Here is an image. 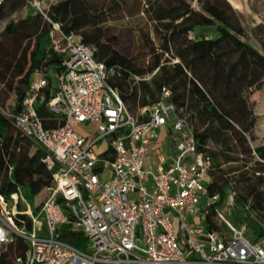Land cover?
I'll use <instances>...</instances> for the list:
<instances>
[{"label":"built area","instance_id":"built-area-1","mask_svg":"<svg viewBox=\"0 0 264 264\" xmlns=\"http://www.w3.org/2000/svg\"><path fill=\"white\" fill-rule=\"evenodd\" d=\"M53 2L26 5L51 22V42L65 51L60 70L51 71L50 79L35 76L19 108L14 99L0 107L16 130L46 151L53 181L40 206L22 212L30 229L15 222L17 194L9 200L0 196V264H264V239H252L244 225L227 218L232 194L216 209L219 229L205 223L207 207L218 200L207 189L212 158L198 149L186 116L169 101L170 90L163 87L159 101L131 113L109 83L114 69L95 59L79 33L64 32L49 19ZM155 72L133 76L132 85ZM49 80L56 90L48 108L63 123L46 129L36 104L44 100ZM169 120L175 153L168 166L160 155L154 166L146 158ZM82 124L93 126L90 134L77 130ZM103 139L108 143L99 154L94 146ZM76 235L84 239L82 248L67 240ZM15 238L27 244L23 257L9 251Z\"/></svg>","mask_w":264,"mask_h":264},{"label":"trees","instance_id":"trees-1","mask_svg":"<svg viewBox=\"0 0 264 264\" xmlns=\"http://www.w3.org/2000/svg\"><path fill=\"white\" fill-rule=\"evenodd\" d=\"M160 1L154 15L160 50H151L144 67L113 46L116 37H107L101 25L103 11L85 0H55L47 16L64 32L79 33L82 41L94 49L95 59L114 69L109 83L119 90L131 113L159 101L163 87L170 90L169 101L180 116H186L198 149L212 158L207 189L210 196L218 195V200L207 207L205 223L210 230L219 229L214 222L216 209L232 194L230 221L238 227L244 225L252 239H264V193L260 190L264 183V144L252 149L248 139L257 121L251 105L256 100L250 97L264 90V52L247 39L240 16L228 0H198V10L188 0ZM26 2L6 0L0 5V21L27 7L19 20L6 23L0 36V107L4 108L10 99L19 108L30 81L35 76L50 79V72L59 71L65 57L62 45L51 42V22ZM206 27L214 28L218 37L206 38L201 30ZM189 32L195 34V39L187 38ZM175 58L179 60L173 62ZM155 70L149 80L132 85L133 76ZM55 90L49 80L43 89L44 100L36 104L38 117L46 129L63 123L62 116L54 115L48 108ZM211 143L217 148H209ZM239 151H254L262 161L258 162L261 167L246 165L237 176L228 175L231 170L224 167L239 161ZM0 175V196L9 200L12 194H17L15 222L30 229L29 217L22 213L26 207L21 198L31 199L44 193L53 181V170L46 162V151L16 130L1 111ZM32 209H37L36 205ZM67 240L83 247L80 235ZM26 248L20 238L9 244L13 257H23Z\"/></svg>","mask_w":264,"mask_h":264},{"label":"rangeland","instance_id":"rangeland-1","mask_svg":"<svg viewBox=\"0 0 264 264\" xmlns=\"http://www.w3.org/2000/svg\"><path fill=\"white\" fill-rule=\"evenodd\" d=\"M55 1V0H53ZM91 7L101 9L103 15L101 16V25L106 30V36H114L116 40L113 42V46L119 50L123 55L128 58H133L140 67H144L148 64L151 56V50L157 48L159 52V39L156 34V29L158 27L157 22L154 19L155 8L160 4V0H85ZM234 6H237V10L242 26L244 27L247 39L250 40L252 45L258 46L260 42L254 34V26L252 25L253 20L247 16V9L252 11L256 10L260 14L257 17L264 19V0H230ZM191 6L195 9H199L198 0H188ZM152 6V7H151ZM24 11L27 7H23ZM45 9H47V4H45ZM20 10L14 11L9 14L5 19L0 21V36L2 31L9 20L17 21L23 14ZM208 37L216 39L218 37L217 31L212 27H206L201 29ZM165 57H169V54H164ZM53 72H50V77ZM53 82L56 80L52 77ZM252 96L250 97V100ZM254 106L257 116L256 124L253 129L248 134L249 144L251 148L259 144H264V108L258 109L257 105L252 103ZM137 110V108H136ZM132 111V110H131ZM86 124L79 125L77 130L83 134H90L89 128L93 127L85 126ZM108 141L103 139L98 142L94 149L97 153L102 152L101 146H107ZM209 148L216 149L217 145L211 143ZM237 157L238 162L229 163L224 168L228 169L230 172L228 175L237 176V174L243 171L247 166L252 168H260L258 162H262L254 151L251 152H238ZM236 169V170H234ZM261 170V169H259ZM262 174H264V169H262ZM1 176V175H0ZM108 179V173L105 174L102 181ZM260 190L264 193V183L260 185ZM44 193H40L34 198H21V202L26 207V209L38 208L43 199ZM18 202V197L14 200ZM230 220V217L227 216ZM246 233L251 237L248 229Z\"/></svg>","mask_w":264,"mask_h":264},{"label":"crops","instance_id":"crops-1","mask_svg":"<svg viewBox=\"0 0 264 264\" xmlns=\"http://www.w3.org/2000/svg\"><path fill=\"white\" fill-rule=\"evenodd\" d=\"M228 1L236 10L239 9L237 6H234L230 0ZM247 11V16L253 20L252 25L254 26V34L260 42V45L254 46L261 52H264V19L257 17V14L260 13L256 10L252 11L251 9H247ZM173 60V62H175L179 59L175 58ZM252 98L256 100L257 108L262 110V108H264V90L255 92L252 95ZM175 140L176 136L171 130V121L169 120L165 126L158 129V140L156 141L155 149L148 154L146 162L156 166L160 164V160L158 158V155H160L162 158H164V161L161 164L164 167L168 166L172 162V157L175 153Z\"/></svg>","mask_w":264,"mask_h":264}]
</instances>
